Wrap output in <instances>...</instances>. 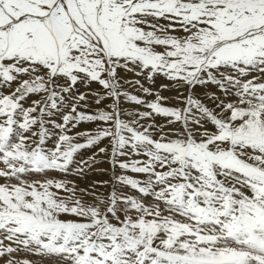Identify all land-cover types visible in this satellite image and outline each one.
Returning <instances> with one entry per match:
<instances>
[{
  "label": "snow or ice",
  "instance_id": "snow-or-ice-1",
  "mask_svg": "<svg viewBox=\"0 0 264 264\" xmlns=\"http://www.w3.org/2000/svg\"><path fill=\"white\" fill-rule=\"evenodd\" d=\"M0 264H264V0H0Z\"/></svg>",
  "mask_w": 264,
  "mask_h": 264
},
{
  "label": "rangeland",
  "instance_id": "rangeland-1",
  "mask_svg": "<svg viewBox=\"0 0 264 264\" xmlns=\"http://www.w3.org/2000/svg\"><path fill=\"white\" fill-rule=\"evenodd\" d=\"M102 179H106V177H101Z\"/></svg>",
  "mask_w": 264,
  "mask_h": 264
}]
</instances>
